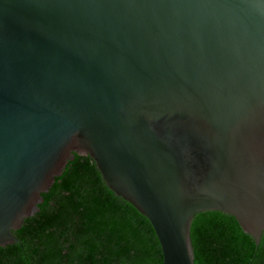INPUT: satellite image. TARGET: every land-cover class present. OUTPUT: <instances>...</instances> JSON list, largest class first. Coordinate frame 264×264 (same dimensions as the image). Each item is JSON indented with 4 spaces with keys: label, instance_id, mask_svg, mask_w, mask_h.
Listing matches in <instances>:
<instances>
[{
    "label": "water",
    "instance_id": "obj_1",
    "mask_svg": "<svg viewBox=\"0 0 264 264\" xmlns=\"http://www.w3.org/2000/svg\"><path fill=\"white\" fill-rule=\"evenodd\" d=\"M194 264L196 214L264 232V0H0V247L75 155Z\"/></svg>",
    "mask_w": 264,
    "mask_h": 264
},
{
    "label": "trees",
    "instance_id": "obj_2",
    "mask_svg": "<svg viewBox=\"0 0 264 264\" xmlns=\"http://www.w3.org/2000/svg\"><path fill=\"white\" fill-rule=\"evenodd\" d=\"M39 211L0 247V264H162L149 220L113 193L89 155H75ZM194 264H264V232L256 247L234 217L206 211L191 225Z\"/></svg>",
    "mask_w": 264,
    "mask_h": 264
}]
</instances>
